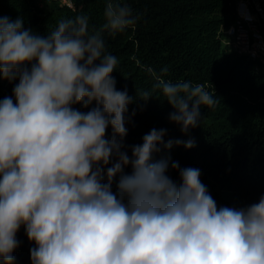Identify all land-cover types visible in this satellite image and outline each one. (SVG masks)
<instances>
[{"label": "clouds", "instance_id": "obj_1", "mask_svg": "<svg viewBox=\"0 0 264 264\" xmlns=\"http://www.w3.org/2000/svg\"><path fill=\"white\" fill-rule=\"evenodd\" d=\"M103 15L100 30L80 15L46 36L25 29L23 18L0 17V78L18 79L14 99L0 100V264H14L22 226L35 245L31 264H264V196L218 207L198 168L171 162L175 183L170 158L153 159L158 145L195 142L165 143V129L145 134L131 157L123 150L134 101L116 88L118 59L102 34L123 32L138 17L121 0H106ZM167 71L149 68L156 83L137 98L160 90L175 110L170 121L187 134L219 98L204 84L166 81ZM94 102L87 112L73 107Z\"/></svg>", "mask_w": 264, "mask_h": 264}, {"label": "trees", "instance_id": "obj_2", "mask_svg": "<svg viewBox=\"0 0 264 264\" xmlns=\"http://www.w3.org/2000/svg\"><path fill=\"white\" fill-rule=\"evenodd\" d=\"M121 2L133 9L136 23L115 35H102L106 51L118 59L112 73L116 88L126 90L134 101L125 113L128 133L123 150L131 157V147L142 144L143 136L154 128L166 130L165 143L192 139L195 146L191 149L158 145L161 152L153 159L170 158L167 174L177 184L181 182L179 170L172 169L171 162H178L181 169L198 168L201 182L218 207L241 208L258 202L264 196V72L255 69V61L236 54L222 41L220 30L233 18L234 0ZM105 7L106 0H73V7L51 1L46 8L38 0H0V17L23 18L25 29L46 36L60 22L80 15L89 17L90 31L100 30L106 22ZM149 68L157 75L167 68L161 77L166 81L204 84L219 103L214 108L202 107L200 126L185 134L180 125L170 121L175 110L160 90L153 91L147 102L137 98V91H152L156 83ZM17 83L18 79L0 78V100L14 99ZM95 106V102L88 108L73 105L82 112ZM111 135L109 127L107 137ZM131 171L130 166L125 168L126 173ZM118 180L119 176L112 185L114 193L118 192ZM17 240L14 264H31L30 250L35 245L23 226Z\"/></svg>", "mask_w": 264, "mask_h": 264}, {"label": "built area", "instance_id": "obj_3", "mask_svg": "<svg viewBox=\"0 0 264 264\" xmlns=\"http://www.w3.org/2000/svg\"><path fill=\"white\" fill-rule=\"evenodd\" d=\"M50 1L73 7V0ZM220 32L223 43L236 54L255 61V69L264 72V0H234L233 18Z\"/></svg>", "mask_w": 264, "mask_h": 264}, {"label": "rangeland", "instance_id": "obj_4", "mask_svg": "<svg viewBox=\"0 0 264 264\" xmlns=\"http://www.w3.org/2000/svg\"><path fill=\"white\" fill-rule=\"evenodd\" d=\"M50 2V0H38L39 5L44 8H46Z\"/></svg>", "mask_w": 264, "mask_h": 264}]
</instances>
